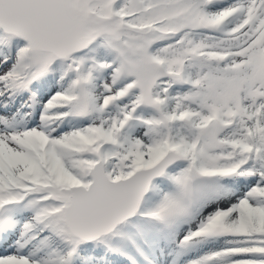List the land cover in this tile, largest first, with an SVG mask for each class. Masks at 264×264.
I'll list each match as a JSON object with an SVG mask.
<instances>
[{"label": "snow or ice", "instance_id": "obj_1", "mask_svg": "<svg viewBox=\"0 0 264 264\" xmlns=\"http://www.w3.org/2000/svg\"><path fill=\"white\" fill-rule=\"evenodd\" d=\"M0 264H264V0H0Z\"/></svg>", "mask_w": 264, "mask_h": 264}]
</instances>
